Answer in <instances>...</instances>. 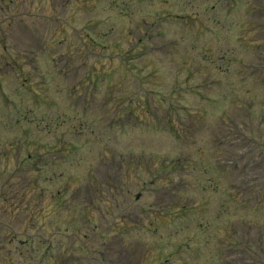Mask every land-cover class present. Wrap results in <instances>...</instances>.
<instances>
[{
    "label": "rangeland",
    "instance_id": "obj_1",
    "mask_svg": "<svg viewBox=\"0 0 264 264\" xmlns=\"http://www.w3.org/2000/svg\"><path fill=\"white\" fill-rule=\"evenodd\" d=\"M16 1V5L7 6L5 9H3L4 4H0V44L7 46L17 43L26 48L23 52L28 59L33 58L31 75H34L37 80H30L29 86L34 92H29L26 97L15 93L17 91L22 93V88L10 86L13 81L9 78L7 82L2 79L1 74L6 76L7 67L2 66L6 60L0 58V84L2 86L6 83V86L0 88V153L9 146L20 143L28 148L35 140L56 147L58 152L52 154L56 157L54 171L44 166L39 168L38 186L31 184L33 175L15 172L12 156L7 158L9 154L0 161V177H2L0 178V221L8 224V228L5 225L0 226V264H48L45 262L47 259L41 258V255L48 252L60 253L59 264L61 262L63 264H97L96 261L101 264L99 262L101 254L104 255L103 264H147L151 258L150 254L146 256L147 249L160 245L159 240L165 243L171 242V247H174V243L179 245L185 242L186 245L182 246V249L186 258H177L184 260V264H236L237 261L239 262V255H232L231 251L238 252L240 249H245L251 241L258 239L257 235L264 233L263 211L249 210L253 203L259 202L258 192H251L249 187L253 182V176L242 167L233 168L229 171V176H223L222 181H218L219 193L211 189L207 190L211 195L206 197L202 208L199 198L206 195L200 191L194 194L192 190H185L182 195L186 198V204H195L193 212L189 217L182 214L181 217L172 219L171 231L168 228L161 229L156 232V237L147 235L141 237L140 242L132 236L131 232H125L136 223H142L145 226L138 229L142 234H147L149 233L146 232L147 229L154 228L151 225V223L154 224L153 220L148 218L153 214L144 215L141 212L142 209H146L148 203L154 201V196L147 192L141 201L133 198L150 177L146 171L150 174L157 170L160 176L166 178L171 185H175L174 191L179 193L184 188V178L189 177L195 180V176L205 177L203 172L206 170L212 172V168L207 165L211 163L214 147L210 142L212 135L210 139L203 137L200 143L195 144L190 142L186 135L173 128L172 133L180 135L181 139L171 140L170 137H160L159 140L164 141V144L157 145L155 148L147 144H137L134 139L142 138V136L130 134L124 148L140 149L145 155L144 158L139 159L140 164L143 165V171L137 173L134 167L131 165L128 167L129 162L125 152L119 157L114 148L120 135L116 131L117 126L112 125L115 118L110 101L111 98L122 95L124 107L129 104V100L126 101V99H133L134 105L140 106L142 110L149 109L160 117L164 116L165 108L170 109L172 113L178 111L176 115H179V120L174 119L173 122L177 129L182 125L185 128L198 129L200 133H204L205 129L220 130L224 126L221 125V121L228 123L229 117L234 126L233 121L236 120L232 118V113L235 105H240L234 103L248 104L247 102L256 96L259 87L249 76V72L215 71L213 59L192 63L189 59L182 62L184 65L181 68L188 69L185 73L182 69L175 70L178 59L182 57H178V52L171 55V58L163 54L157 56L146 53L142 55L143 59L140 60L142 56H139L138 61L132 64L135 68L142 67L137 71L143 85L139 83L137 86L136 78L131 74L122 76L119 60L123 56H119L116 49H124L127 54L128 49L131 48L128 41L140 39L141 35L134 30L137 24L134 11L138 19L140 14L138 10H148L149 7L136 6L135 0H118V6L115 4L116 0L100 2L56 0L54 9L53 0ZM64 4L69 8L67 6L65 8ZM66 9L69 12L64 19L63 13ZM41 16L48 17H43L46 24L42 26L47 25L52 29L49 34L42 35L44 37L42 46L53 39L58 41V46L46 52L51 53L56 59L55 64H59L61 74L65 76L55 71L51 72L41 59L34 57L35 52H41L44 48L33 50L25 46L30 43L32 46L33 43L29 39L32 22ZM46 19H48L47 22ZM9 29L13 30L14 35H6L5 31ZM187 31L191 36L193 35V31ZM236 33L238 42L241 43L243 34L238 31ZM258 33L259 31L254 35L259 37ZM119 40L122 42L120 47L117 46ZM262 41L264 37L261 38ZM63 42L69 48L60 46ZM204 42H207V39L200 36L196 44L201 47ZM16 51L19 52L18 49ZM198 53L202 55L201 52ZM210 53L217 59L214 49ZM2 54L3 48L0 45V55ZM249 54L254 60L253 63L247 57V53H236L243 63L261 64L263 62L258 48L251 49ZM71 64L77 67L74 77L71 76ZM194 64L198 71L190 70ZM149 72H153L160 78L149 75ZM9 74H11L10 69L7 71V76ZM53 76L61 79L58 93L53 92L56 91L53 89L54 82L50 81ZM150 79L155 81L152 85L149 83ZM134 80L135 82L132 83ZM179 83L184 85L182 92L177 95L179 101H168V98L172 97V91L177 90ZM119 86L123 90H114L110 95L108 94L107 88H119ZM39 87L41 89H38ZM73 88L78 91L72 93ZM192 89L194 92L191 94ZM150 90H157V92H152L154 94L152 96ZM85 91L94 95V99L88 103L85 102ZM40 95H43L42 99H35ZM48 96L58 99L59 108L53 107L52 112L45 110L44 107V101L49 99ZM71 96L80 97L77 102L72 103L69 101ZM21 97L23 102L20 100ZM17 118L22 121L19 122ZM197 140L199 141V136ZM60 145L67 148L66 154H61ZM104 148L112 155L110 161L113 163L107 162L108 160L103 157ZM32 149L34 147H30V150ZM134 154L136 153L130 155ZM151 155L160 158L161 162L166 163L165 166L160 168L157 164L147 169V159ZM117 164L119 169H122L120 174L117 171ZM5 170L10 171V174H4ZM51 171L54 176L63 175L65 179L52 182ZM256 175H259V172H256ZM119 176L120 182L107 181ZM259 177H263L262 173ZM247 178L250 180L247 181ZM66 179L71 181L69 193L70 198L71 194L73 195L70 201L71 212L55 210L59 207L58 205L49 207L39 223H36V215L30 209L24 210L23 214L14 211L11 218L8 217V211L11 213L15 207H24L29 203L39 204L42 201L39 200V189L44 190L47 196H52L56 188L64 187ZM203 180V183L208 185L206 179ZM110 191L117 199L109 198ZM116 191L119 192L116 193ZM165 193L174 207L179 205L178 195H169V190ZM163 197L161 205H164ZM226 197L230 198V205ZM218 198L226 203L224 210L219 212L216 211ZM42 202L45 205L48 203L46 200ZM115 203L117 209H115ZM151 210L155 209L151 208ZM174 216L175 212L172 217ZM204 222L205 229L201 226ZM35 224L37 227H31ZM115 228L123 233L114 231ZM66 232L72 236L64 237L62 233ZM37 234L45 239L48 247H45L46 244L42 242L40 248ZM27 235L31 241L26 245H20L19 243ZM159 236H163L162 239ZM33 253H37L34 258L31 257ZM36 258L41 260L38 261ZM55 264L58 263L55 262ZM160 264L163 263L160 262Z\"/></svg>",
    "mask_w": 264,
    "mask_h": 264
}]
</instances>
